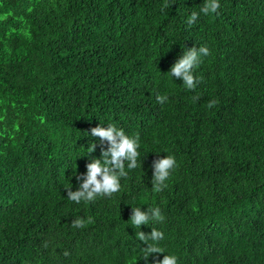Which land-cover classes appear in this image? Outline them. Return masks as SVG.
Returning a JSON list of instances; mask_svg holds the SVG:
<instances>
[{"label": "trees", "instance_id": "16d2710c", "mask_svg": "<svg viewBox=\"0 0 264 264\" xmlns=\"http://www.w3.org/2000/svg\"><path fill=\"white\" fill-rule=\"evenodd\" d=\"M204 2L0 0V264H264V0H218L209 15ZM200 46L212 71L195 67L187 90L169 71ZM100 125L139 138L138 167L77 204L66 190L107 150ZM133 207L164 219L135 228ZM152 228L163 254L145 260L136 233Z\"/></svg>", "mask_w": 264, "mask_h": 264}, {"label": "clouds", "instance_id": "9594fccd", "mask_svg": "<svg viewBox=\"0 0 264 264\" xmlns=\"http://www.w3.org/2000/svg\"><path fill=\"white\" fill-rule=\"evenodd\" d=\"M163 7H168L167 4ZM220 4L218 0H205L200 12L204 15L218 14ZM198 19V13L193 12L187 20V24L191 26ZM205 61L209 55V49L206 46L199 48L193 47L184 51V54L172 65L169 73L183 81V86L187 90H194L199 85V81L193 75V69L198 67L200 57ZM201 66V65H200ZM199 66V67H200ZM197 68L198 73H209L212 68L204 65ZM157 102L163 104L167 100V96L156 97ZM196 99H199L198 97ZM216 101L210 100L207 103V108L215 107ZM92 137H97L100 141L107 142V150H102L100 159H93L86 164V173L76 176L77 181H82L76 191L67 189V197L69 200L79 204L83 201H93L97 196H111L120 191V180L127 176V169H135L138 167V152L139 138H131L125 134L122 129H117L114 125L103 127L102 125L92 128ZM96 145L92 144L89 147V152L95 151ZM176 166L174 156H166L156 159L153 162V191H161L167 185L165 181L170 175V170ZM150 219L162 221L164 217L158 207L148 208L147 212L141 211L139 207L131 208L130 222L135 228H140L141 225H147ZM86 223H92V218L88 217L87 221L83 218H78L72 221V227L83 228ZM136 238L144 242L147 247L143 248L144 259L147 260L153 254H163L157 242L164 238L163 233L152 228L150 235L139 231L136 233ZM152 241V243H149ZM154 264H178V258L175 255H164L162 260H156Z\"/></svg>", "mask_w": 264, "mask_h": 264}]
</instances>
